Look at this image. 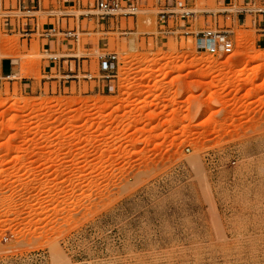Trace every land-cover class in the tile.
I'll return each mask as SVG.
<instances>
[{
  "label": "rangeland",
  "instance_id": "obj_1",
  "mask_svg": "<svg viewBox=\"0 0 264 264\" xmlns=\"http://www.w3.org/2000/svg\"><path fill=\"white\" fill-rule=\"evenodd\" d=\"M178 1L83 19L58 53L76 61L51 72L38 35L0 30V59L20 64L0 75V264H264V0H247L229 55L184 34L225 27L222 0H191L209 25L186 30ZM108 52L99 91L84 74Z\"/></svg>",
  "mask_w": 264,
  "mask_h": 264
},
{
  "label": "built area",
  "instance_id": "obj_2",
  "mask_svg": "<svg viewBox=\"0 0 264 264\" xmlns=\"http://www.w3.org/2000/svg\"><path fill=\"white\" fill-rule=\"evenodd\" d=\"M71 3L73 6L83 7L84 10L80 11L78 17L83 16L89 21H92L97 16L96 23L105 24V21L114 16H129L135 15L139 11L138 0H87L86 4L84 0H56L59 3ZM6 0H0V18L6 26L16 25L19 27L18 31L22 37H32L34 33L36 35H43L44 37H53L59 35L70 46L78 45L80 42V33L89 34V30H83L80 23L67 28V26L60 25L61 20L57 19L53 22L51 27L47 31H42L40 34V25L35 21L41 13L49 14L51 16L63 15L62 12H58V7L55 6L52 1L46 5L44 0H9L6 5ZM177 10L173 11L177 17L183 19L188 18L193 14V11L187 8L186 2L179 0L176 5ZM97 10V13L94 11ZM78 12L79 10H76ZM11 21L14 24H11ZM33 21L34 29H22V26H27L28 22ZM185 35L193 37L194 46L196 50L206 52L211 55L218 54H232L234 52V42L228 36V33L223 30L207 28L198 31H185ZM104 44V43H103ZM106 45V44H105ZM47 59L53 64V68H61L62 63L69 61L68 58H72L71 62L76 61L77 57L70 54L59 55L51 52L47 53ZM63 61V62H62ZM80 68V63H75ZM119 64V56L116 52H108L99 56V75H92L91 72L85 73L84 76L88 78H94L97 81L96 88L101 89L104 87L105 82L112 80L113 73L117 70ZM70 71L73 68L70 64ZM13 74L7 77H12ZM65 77H78L79 75L66 74Z\"/></svg>",
  "mask_w": 264,
  "mask_h": 264
},
{
  "label": "crops",
  "instance_id": "obj_3",
  "mask_svg": "<svg viewBox=\"0 0 264 264\" xmlns=\"http://www.w3.org/2000/svg\"><path fill=\"white\" fill-rule=\"evenodd\" d=\"M219 3L224 8L218 11L219 13L218 17L223 18L225 27H222V29H218V30H223L227 32L228 36L232 39L233 38V34H232L233 28L237 27V22H238L239 28L242 27L243 25L246 26L247 14H245L244 8L248 6L247 0H244L243 7L239 9H237V6L242 5L240 4V0H222V1H219ZM186 5H187V8L192 9L193 7H195V2H192L191 0H186ZM53 9H55V6L53 7ZM57 9H59L58 12H62L63 15L51 16L49 14L46 15L44 13H41L39 17H37L35 21L40 25V34H42V31H47V29H49L51 25L53 24V22L57 19L61 20L60 25H62V27L67 26V28L71 27V20H74V22L77 24L78 23L82 24L81 23L82 20L85 19V17L83 16L78 17V14L75 11V9L79 11L84 10L82 6L77 7V6H73L71 3L60 2ZM201 15L205 17L206 14H204V12L203 14H201V13L193 11V14L190 15L188 18L181 19L175 16V20H174L175 29L176 30H186V29L193 28L194 21L198 20V18ZM207 20L208 19H206L205 17V24L208 27L209 23L208 22L206 23ZM229 20L232 21L231 25H228ZM181 21H184V23H182ZM11 24H14V22L11 21ZM101 25H104V24L101 23ZM184 26L186 28H183ZM218 27H220V25H218ZM254 27L256 28V35H257L256 42L257 44H259V46L264 47V23L262 22V20H259L258 22L254 23ZM18 28L19 27H17L16 25L6 26L4 22L2 21V19L0 18V30H4L6 32L8 31L9 33H19L18 31L20 30ZM25 28L34 29L33 21L28 22L27 26H22V29H25ZM203 29L201 28L199 30H203ZM34 35H36V33H34ZM38 36H39V39L41 40V46L44 52L47 51V53L54 52L58 54V53L64 52L65 46L69 47L67 42L61 39L59 35H56L53 37H44L43 35L38 34ZM32 38L30 37L28 39H32ZM49 67H50L49 71L51 72L53 69V64L51 63L50 60H49V65L46 66L44 70L48 69ZM18 69H20V64L18 61L13 60V58L3 57L0 59V75L1 76L7 77L10 74H14L16 70ZM110 81L111 80L108 81L109 83L105 82L104 87L101 89L105 90L106 87H108V85L110 86ZM25 85H27V83H25ZM101 89H98V90L100 91Z\"/></svg>",
  "mask_w": 264,
  "mask_h": 264
},
{
  "label": "bare ground",
  "instance_id": "obj_4",
  "mask_svg": "<svg viewBox=\"0 0 264 264\" xmlns=\"http://www.w3.org/2000/svg\"><path fill=\"white\" fill-rule=\"evenodd\" d=\"M184 38H185V37H184ZM184 38H183V39H184ZM186 38H187V37H186ZM187 39H188V38H187ZM239 39H240V38H239ZM184 40H185V39H184ZM182 41H183V40H181L180 42L184 44L185 41H183V42H182ZM188 43H189V42H188ZM165 58H167V57H165ZM156 59H157V58H156ZM157 60H158V59H157ZM159 60H160V59H159ZM164 60H165V59H164ZM150 62H151V61H150ZM155 62H157V61H154V63H155ZM167 75H168V74H167ZM167 75H165V76H167ZM240 80H241V79H240ZM240 80H236V79H235V81H237V83H238V82H241ZM232 82H234V81H232ZM79 101H80V100H79ZM94 102H95V101H94Z\"/></svg>",
  "mask_w": 264,
  "mask_h": 264
}]
</instances>
